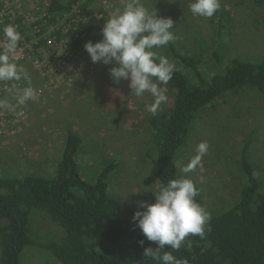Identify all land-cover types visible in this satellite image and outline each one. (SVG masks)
I'll return each instance as SVG.
<instances>
[{
  "label": "rangeland",
  "instance_id": "1",
  "mask_svg": "<svg viewBox=\"0 0 264 264\" xmlns=\"http://www.w3.org/2000/svg\"><path fill=\"white\" fill-rule=\"evenodd\" d=\"M94 1L78 0L76 5L82 2L92 4ZM102 1L99 0V8ZM109 1L112 5L108 15L121 6V0ZM11 2L7 0L6 4L10 5ZM47 2L39 0L35 3V18L36 12L41 13ZM189 2L142 0L149 11L173 19V41L155 51L174 62L176 68L187 75L190 86H202V81L193 67L179 61L172 48L177 54H187L195 59L198 56L201 59L199 69L207 79L226 71L233 58L228 57L230 47L238 54L234 57L251 61L264 60V5L254 7L250 0H220L219 10L225 9L235 19L234 23L229 17L231 22L227 24L226 21L223 29L216 28L220 24L217 13L212 18L194 16L188 9ZM98 11H90V15L96 16L97 22ZM21 14L16 15V19L23 22ZM104 23L101 21L89 36L91 41L102 39ZM50 24L58 27L67 25L66 21L54 19L48 23L42 16L20 26L26 29L22 31L26 33L25 37L29 34L30 40L26 38V41L32 57L18 65L27 70L31 86L38 90V95L35 100H29L23 105L11 98L5 103V107L11 110L5 111L10 113L0 109L3 116L15 113L17 120L14 123L21 130L18 135H15L11 127L0 131V177L12 178L27 174L55 176L64 155L67 124H71L82 138L77 155L82 177L88 182H96L109 164H118L110 176L109 191L113 195L117 193L116 198L136 210H142L138 208L137 202L154 203L153 192L162 187L153 174V161L158 152L150 119L153 114L167 113L171 109L175 92L167 84L168 100L153 113V97L150 94L138 98L131 94L129 81L115 83L109 73L111 66L93 63L83 45L77 52L59 48L48 50L50 54L44 52L50 41L54 40L57 30L51 31ZM4 26H0L2 43ZM215 28L217 35L214 36ZM35 51L43 53L38 56ZM7 83L11 85L13 82H1L0 91ZM15 83L18 88L28 86L23 80ZM21 111L24 117L20 115ZM19 122H23V126ZM202 141H207L209 150L200 166L191 173H183V166L196 155V147ZM4 143L12 145L8 148ZM247 144L250 160L260 169L256 180L260 192L264 193L263 96L250 87H242L222 95L196 114L176 161L180 173L195 180L201 187L205 199L204 208L211 216L221 214L239 202L244 188L251 184L241 164ZM30 227L34 243L25 248L21 264H62L50 250L40 247L37 242H60L66 235L65 228L53 221L47 213L37 210L31 211Z\"/></svg>",
  "mask_w": 264,
  "mask_h": 264
},
{
  "label": "trees",
  "instance_id": "2",
  "mask_svg": "<svg viewBox=\"0 0 264 264\" xmlns=\"http://www.w3.org/2000/svg\"><path fill=\"white\" fill-rule=\"evenodd\" d=\"M250 1L254 7L264 5V0ZM72 2L48 0L47 12L55 21L69 13L65 20L68 25L73 19ZM217 15L220 24L216 28L224 29V23L229 24V17L233 18L223 8L217 11ZM232 21L235 23V19ZM216 28L214 36L217 35ZM25 30L21 29V32ZM72 33L70 30L68 35L72 37ZM92 33L90 31L88 37ZM54 34L64 36L61 29ZM28 35L26 38L30 40ZM72 44V48L68 50L67 46L65 51L73 52L82 47L80 38L74 39ZM48 50L47 47L44 52ZM171 50L179 61L195 69L202 86H190L187 75L177 69L168 82L175 90L173 106L167 113L153 114L150 119L158 152L153 161V174L162 187L169 180L185 176L180 173L176 158L200 110L222 95L242 87H250L264 98V60L234 57L238 54L230 47L228 57L233 58L226 71L207 79L199 69L201 59L198 56L195 59L187 54H177L174 48ZM35 53L39 56L43 52ZM11 98L14 96L6 89L0 93V100L5 103ZM81 142L78 132L67 124L64 155L55 176L0 177V264H21L25 248L34 243L30 236L32 210L47 213L65 228L66 235L60 242H37L40 247L50 250L62 264H156L143 256L145 248L158 245L147 241L141 230L134 226L132 217L136 209L116 198L117 193L115 196L109 191V179L118 164H109L96 182H88L80 174L78 165ZM242 155L241 164L251 184L244 188L241 200L221 214L211 216L210 231L206 230L203 239L189 236L179 251L171 250L177 258H186L189 264H264V193L260 192L256 180L260 169L249 158L248 144ZM193 181L199 189L195 200L204 207L202 189ZM140 240L145 241L143 246L139 244ZM188 240L191 241L190 247L187 246ZM166 250H170L169 246Z\"/></svg>",
  "mask_w": 264,
  "mask_h": 264
},
{
  "label": "clouds",
  "instance_id": "3",
  "mask_svg": "<svg viewBox=\"0 0 264 264\" xmlns=\"http://www.w3.org/2000/svg\"><path fill=\"white\" fill-rule=\"evenodd\" d=\"M70 1L67 0L66 3ZM72 1L73 17H77V14L72 12L74 8L79 9L81 16L77 32L80 35L86 33L80 39L91 61L111 66L109 73L112 80L117 84L129 81L131 94L136 97L142 98L146 93L150 94L153 97L151 111L157 112L168 100L166 85L177 71L174 62L155 51L173 41V19L149 11L142 0H121V6L116 7L109 15L107 13L112 5L109 0H103L100 8L98 0L88 5L86 2L76 5L78 0ZM220 7V0H190L188 4V9L194 16L204 18H212ZM98 9L99 22L96 21V16L90 15V11ZM101 21H105L101 29L102 39L93 42L88 37L89 32H95ZM2 31L0 81L13 82L6 91L14 96L18 104L23 105L29 100H35L38 95V90L31 86L27 70L12 60L18 52L23 36L14 24L4 26ZM22 80L26 81L28 86L18 88L15 82ZM5 102L0 100L1 110L10 113L5 111L10 110L5 107ZM15 115L0 114V131L11 127L15 135L21 132L14 123L17 120ZM18 124L23 126L24 123ZM208 150L207 141L199 143L196 155L183 166V173L195 171ZM198 193L196 183L184 176L169 180L166 185L153 192L154 203L137 202L138 208L142 210L134 212L132 217L134 226L141 230L147 241L158 245L145 248L143 252L145 258H150L156 264H189L186 258H177L171 250L179 251L189 236H199L203 239L206 230L210 231L211 215L195 200ZM144 242L140 240L139 244L143 246ZM166 246H169L170 250H166ZM187 246H191L190 240Z\"/></svg>",
  "mask_w": 264,
  "mask_h": 264
},
{
  "label": "built area",
  "instance_id": "4",
  "mask_svg": "<svg viewBox=\"0 0 264 264\" xmlns=\"http://www.w3.org/2000/svg\"><path fill=\"white\" fill-rule=\"evenodd\" d=\"M6 1L7 0H3L1 5H0V26L8 25V24H14L16 26L17 30L23 36V39L18 46L17 54L14 57H12L13 62L19 64L20 62L26 61L32 57L30 55V51L28 50L29 44L26 41V37H25L24 33L21 32L22 27H20V26L23 24H26L30 20H35L37 17L39 19L40 17L43 16L47 20L48 23H50V21L53 18H52V14H49L47 12L48 7L43 9V11L40 14H38L36 18L33 16L34 5H35V3L39 2V0H12L10 5H7ZM26 6H28V9ZM72 12L76 13L77 17L76 18L73 17V19L71 21H69L68 25L63 26V27H58V25H56V24H50L49 28L51 31L56 30V28H57V30L61 29L64 36L58 37V35L55 34L54 40L50 41V43L48 44L49 50L50 49L56 50L57 48H59L60 50L65 51L67 46H68V50H69L73 46L72 42L74 39L82 38L86 35V33H83L82 35H80L77 32V29L79 27V20L81 19L79 9L74 8V9H72ZM20 14L24 19L23 22H20L16 19V15H20ZM34 15H35V12H34ZM68 16H69V13H66L64 15V17H62V18L57 17V20L59 22H64L68 18ZM31 23H32V21H31ZM73 23H75V24L73 25ZM70 30H73L72 37L70 35H68ZM0 45H2L1 37H0ZM46 53L50 54L49 52H46ZM35 63L37 64V60L35 61ZM1 82H3V81H0V90L2 88ZM9 86H10L9 83H7V85L5 86V88L2 89V91L4 89H7ZM2 91H0V93H2ZM20 115H23V111L20 112Z\"/></svg>",
  "mask_w": 264,
  "mask_h": 264
},
{
  "label": "crops",
  "instance_id": "5",
  "mask_svg": "<svg viewBox=\"0 0 264 264\" xmlns=\"http://www.w3.org/2000/svg\"><path fill=\"white\" fill-rule=\"evenodd\" d=\"M61 1H65V2H67V0H61ZM99 1V0H98ZM102 3V2H101ZM101 3H100V5H101ZM26 64V63H25ZM5 145H7L8 146V148H10L11 147V145L12 144H8V143H4ZM15 146H17V145H15ZM21 153V152H20ZM44 153V152H43ZM19 156H20V154H19ZM20 157H22V156H20Z\"/></svg>",
  "mask_w": 264,
  "mask_h": 264
},
{
  "label": "bare ground",
  "instance_id": "6",
  "mask_svg": "<svg viewBox=\"0 0 264 264\" xmlns=\"http://www.w3.org/2000/svg\"><path fill=\"white\" fill-rule=\"evenodd\" d=\"M48 7V4H46V8Z\"/></svg>",
  "mask_w": 264,
  "mask_h": 264
}]
</instances>
